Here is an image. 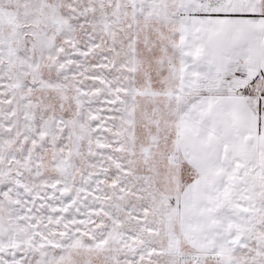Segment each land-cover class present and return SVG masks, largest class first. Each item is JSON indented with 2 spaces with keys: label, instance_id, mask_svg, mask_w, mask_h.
<instances>
[{
  "label": "snow or ice",
  "instance_id": "snow-or-ice-1",
  "mask_svg": "<svg viewBox=\"0 0 264 264\" xmlns=\"http://www.w3.org/2000/svg\"><path fill=\"white\" fill-rule=\"evenodd\" d=\"M0 264H264V0H0Z\"/></svg>",
  "mask_w": 264,
  "mask_h": 264
}]
</instances>
